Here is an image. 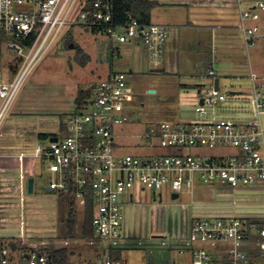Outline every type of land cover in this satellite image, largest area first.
<instances>
[{"label":"built area","instance_id":"2783aa9c","mask_svg":"<svg viewBox=\"0 0 264 264\" xmlns=\"http://www.w3.org/2000/svg\"><path fill=\"white\" fill-rule=\"evenodd\" d=\"M239 9L237 27L249 47L264 37V23H259L264 0H254L246 9ZM72 26L103 36L110 59L118 56L119 45L140 41L154 68L161 65L169 33L168 25L142 22L129 13L124 20L117 19L114 0H0V34L7 36V48L20 55L10 78L6 79L0 68V128L30 70L62 30ZM213 65L214 59H208L207 75L214 76ZM250 81V102L256 117H217L216 107L227 96L213 82L198 89L194 106L197 118L154 121L141 135L145 146L165 148L167 154L134 155L119 152L116 142V129L129 117L125 104L133 100L128 73L110 69L62 123L65 129L60 135L51 134L47 144L37 143L31 154L18 153L16 159L23 166L21 181L26 180L27 161L45 160L46 169L54 175L46 186L64 195L73 219L89 205L95 235L112 248L122 237V203L125 198L133 199L137 187L157 195L167 185L179 196L182 190L194 194L196 185L202 182L210 185L211 198L217 195L214 183L264 192V127L260 118L264 114V75L251 71ZM54 136L56 140H50ZM206 146H232L237 152L213 156L198 152ZM192 148L196 150L187 152ZM186 250L188 259L175 264H264V213L194 216L188 240L180 249ZM0 264L120 263L108 254L91 263L61 262L51 260L47 252L35 246L13 256L10 245H5L0 248Z\"/></svg>","mask_w":264,"mask_h":264},{"label":"rangeland","instance_id":"374dc122","mask_svg":"<svg viewBox=\"0 0 264 264\" xmlns=\"http://www.w3.org/2000/svg\"><path fill=\"white\" fill-rule=\"evenodd\" d=\"M260 15L259 23L262 24L264 10ZM253 22L248 21V24ZM68 36L73 41H67ZM6 41L7 36L0 34V68L7 79L11 76V67L20 63V55L9 50ZM74 42L89 55L85 65L76 60ZM221 42L229 48L227 56L222 53L218 39L215 41L217 52L214 54L213 68L221 80L219 88L227 98L217 105L216 115L235 120L256 117L250 102L253 94L250 72L264 75V37L246 47L243 34L236 25ZM104 45L105 50L102 49ZM142 45L121 44L118 46V56L113 58L114 69L128 73V84L133 92V100L125 104L128 121L120 129L117 128L120 136L116 140L119 152L123 154L156 156L169 151L145 146L141 135L154 121L173 122L197 118L194 106L199 86L192 85L190 76L191 73L194 78L200 76L203 81L208 76L203 72L204 68L193 63H186L184 72L188 73H181L182 75L157 70L149 63ZM108 49L107 42L99 34H93L79 26L64 28L22 83L1 124L0 151L11 154L25 151L31 154L37 143L47 144L50 134L60 135L63 131L62 123L76 110L77 91L91 88L93 83L104 77L110 58ZM183 74H187L186 77ZM180 76L183 77L182 81ZM183 81L188 85H183ZM149 89H154L155 92H148ZM260 118L264 127V114ZM40 133H45L46 136L41 137ZM195 150L192 148L187 152ZM198 152L213 156L237 151L232 146H206L199 148ZM31 162H34L33 169L40 171V176L35 177V190L33 193L24 192V183L20 181L23 199L18 197L17 202L0 204V237L10 242L21 240L23 235L26 237L24 245L27 246L32 241L41 242L44 238L43 244L34 246L43 249L52 247L49 244L54 243L52 245L57 247L62 245L60 238H63L61 236L65 231V218L62 216L65 207L57 189H44L54 177L46 169V161ZM19 166V162L6 165L18 175V184L20 169H23V166ZM213 185L217 192L215 198L209 196L210 185L202 182L196 185L194 194L182 190L174 199L171 198V189L167 185L159 190L161 197L157 193L155 199L150 190L135 188L133 200L125 199L122 203V237L116 249H113L120 264L184 263L189 253L179 249H183L188 240L189 224L194 216L264 213V192H253L244 187L229 189L215 183ZM232 200L236 201L235 205ZM80 219L81 213L75 220L79 222ZM89 240L94 243H88ZM100 243L95 236L83 239L76 237L66 247L76 251L71 255V260L81 261L88 258L90 247L99 246Z\"/></svg>","mask_w":264,"mask_h":264},{"label":"crops","instance_id":"0c3cea01","mask_svg":"<svg viewBox=\"0 0 264 264\" xmlns=\"http://www.w3.org/2000/svg\"><path fill=\"white\" fill-rule=\"evenodd\" d=\"M153 1H156L157 4L150 10L149 21L153 23L164 24V25L169 26V33H168V36L164 44V53L162 57V62H161V65L157 67L156 69L163 71V72L172 73L175 75H182L181 73H188V72H184L186 63H188V65L190 63L197 64V66H199L200 68H204L203 72L205 73V64L207 60L210 58L214 59V54H216L217 52L215 41H218V39H219V42L221 43L220 49L222 53H224L225 56H227L226 54L229 48L226 47L225 44L223 46V43L221 41L228 36V34L230 33V29L236 27V25L238 24L239 12H240L239 8L245 9L246 7L251 5V3L254 0H153ZM134 44H142V43L138 40L127 43L128 46L134 45ZM102 49L104 50L106 49L105 45H104V48ZM143 49L145 50L144 46H143ZM107 67L108 68L104 72V76L108 73L110 69H114L113 59H110V58L108 59ZM186 75L187 74H183V77H186ZM207 76H208V79H206V81H203L201 80L202 78L200 76L199 77L196 76L198 78H194V75L191 73L190 77L192 78L191 80L192 85L199 86V88L201 86H209L217 78L218 87H219L221 80L219 78V75H216L215 71H214V76H210V75H207ZM182 78H181V81H182ZM182 84L188 85V84H185L184 81L182 82ZM120 127L118 128L120 129ZM119 129H116L117 134L119 133L118 132ZM118 136L120 135L118 134ZM0 148L2 149L1 146ZM18 153L19 152H17L16 154H11L7 151H3V150L0 151V204L17 202L18 197L20 199V196L23 199L24 195L22 194V188H20L21 182L24 183L23 191L25 192L26 191V180H27V177L29 176L33 177V181H34L33 192H34L35 187H36L35 177L36 175L40 176V171L37 172V170L35 169L36 170L35 171L32 167V165H34L33 164L34 162H31V161H35V160L30 159L29 161L25 163L27 166L26 172H25L26 180L21 181V178L19 176V184H18V181H17L18 175L16 173H13L8 167H6V165L9 163L18 164L17 159H16V156L18 155ZM44 189L46 191L50 190V189H47V186H45ZM152 196H153V193H152ZM59 197L61 198V203L65 207L64 212H63L64 214L62 216L63 218L66 219L67 209H68V206L66 204V199L64 195H62L60 192H59ZM125 199L131 200L129 197ZM59 222H60V218L58 220V223ZM77 225L79 226L78 221H77ZM64 227H65V224H64ZM61 237H63V238H60L62 240L60 244L62 245L60 246L57 245V247H66L71 240H75L76 238V237H70V238L66 237L65 231L63 233V236ZM25 238L26 237L22 235L21 240H18V241L12 240L8 242L10 244L12 242L15 243L16 249L15 248L14 249L16 251L12 253L13 256L18 255L19 252L23 249H27L30 246H34V245L37 246L45 242L43 238L41 242L32 241L28 243L29 245L27 246V245H24V242H23ZM54 239L56 240V238ZM95 239H97V241L99 240L96 235H95ZM3 240L5 242L7 241L5 239ZM93 243H90V244H93ZM101 243L99 246L90 247L89 248L90 253L87 254L88 258L85 257V260L81 259V261L91 263L94 260H96L100 255H103V254L109 255L108 246L105 243H102V244ZM52 244H49V246L56 247V245L54 246ZM70 253L71 255H74L76 251L71 249ZM92 253H94L93 257H92ZM89 257H92V258H89ZM117 261L119 262V260Z\"/></svg>","mask_w":264,"mask_h":264},{"label":"trees","instance_id":"16d2710c","mask_svg":"<svg viewBox=\"0 0 264 264\" xmlns=\"http://www.w3.org/2000/svg\"><path fill=\"white\" fill-rule=\"evenodd\" d=\"M157 2L153 0H114V11L115 17L119 20H124L125 15L127 13L131 14L133 17H136L139 21L142 22H150V10L156 6ZM91 33L95 34V31H90ZM69 35V34H68ZM69 39L67 41H73L71 36H68ZM74 46L76 49V60L79 64L85 65L89 59V55L83 51V49L74 42ZM12 70L16 69L15 67H11ZM90 88L89 89H79L75 96V103L76 109H78L81 104L84 102L85 98L89 96ZM63 130L65 127L62 125ZM41 137L46 136L45 133L39 134ZM68 209H67V216L65 219V236L70 237H82V238H90L95 236L94 230L91 224L92 218V211L90 206H86L83 211H81V219L79 220V226L77 225V221L70 217L71 210L69 209V203L66 202ZM10 245V243L5 242L3 238L0 237V248ZM16 249V248H15ZM15 249H11V253L15 252ZM109 256L115 260H119L118 257H115L113 254V249L109 247ZM42 250L47 252L50 259L66 262L70 260L71 253L67 247H44Z\"/></svg>","mask_w":264,"mask_h":264},{"label":"water","instance_id":"95a60500","mask_svg":"<svg viewBox=\"0 0 264 264\" xmlns=\"http://www.w3.org/2000/svg\"><path fill=\"white\" fill-rule=\"evenodd\" d=\"M214 85H215V87H218V79L217 78L214 80ZM148 92L153 93V92H155V90L154 89H149ZM50 140H56V137L55 136L51 137ZM33 183H34L33 177H31V176L27 177V180H26V191H27V193H33ZM47 189H49V187H47ZM158 196L160 197L161 193H159ZM176 197H178V193H176V192L171 193V198L172 199H174ZM153 198L155 199V192H153ZM10 247H11V249H14L15 248V243L12 242L10 244Z\"/></svg>","mask_w":264,"mask_h":264}]
</instances>
